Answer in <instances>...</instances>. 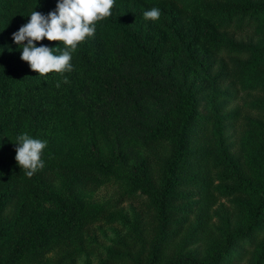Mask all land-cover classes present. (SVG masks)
<instances>
[{
  "label": "trees",
  "instance_id": "obj_1",
  "mask_svg": "<svg viewBox=\"0 0 264 264\" xmlns=\"http://www.w3.org/2000/svg\"><path fill=\"white\" fill-rule=\"evenodd\" d=\"M57 3L0 0V264H43L100 222L125 234L99 264H264V0H115L111 16L72 53L73 70L40 77L21 59L12 28L34 10L47 16ZM153 7L159 20H145ZM106 45L151 81L175 53L187 83L165 80L174 103L161 115L145 114L150 128L132 163L126 151L103 154L90 141L85 160L43 153L44 168L28 177L15 143L24 131L48 129L44 86L106 87L98 83ZM37 46L54 54L65 47L46 38ZM234 126L242 129L237 147L227 135ZM122 179L121 201L141 202L151 223L136 211L83 209L82 191Z\"/></svg>",
  "mask_w": 264,
  "mask_h": 264
},
{
  "label": "rangeland",
  "instance_id": "obj_2",
  "mask_svg": "<svg viewBox=\"0 0 264 264\" xmlns=\"http://www.w3.org/2000/svg\"><path fill=\"white\" fill-rule=\"evenodd\" d=\"M20 27L17 24L12 28V37ZM99 63L104 79L98 83L106 86L104 88L95 86L93 82L82 83L75 89L62 84L57 87L56 81L44 86L42 98L50 111L48 129L45 132H23L47 142L42 154L51 153L63 160H85L88 144L93 141L103 154L117 149L126 151L132 163L138 154L143 153L144 135L150 128L151 123L145 114L161 115L174 103L173 89L165 80L180 85L187 83L189 77L185 79L186 65L175 53H168L161 76H152L153 81L145 76L141 66L116 57L111 46L103 47ZM143 77L147 78L145 85L141 81ZM194 77L192 73L191 78ZM227 135L229 142L237 147L242 129L234 126ZM51 184L54 191L60 190V181L55 180ZM127 188L128 184L122 179L96 190H84L80 197L83 209L88 215L120 210L130 217L136 211L145 222L151 223L150 215L143 211L141 202L121 201ZM124 234L125 230L119 225L96 223L49 253L50 259L43 264H99L106 249ZM27 264L39 263L31 261Z\"/></svg>",
  "mask_w": 264,
  "mask_h": 264
},
{
  "label": "clouds",
  "instance_id": "obj_3",
  "mask_svg": "<svg viewBox=\"0 0 264 264\" xmlns=\"http://www.w3.org/2000/svg\"><path fill=\"white\" fill-rule=\"evenodd\" d=\"M114 4L115 0H58L56 10L47 16L32 11L29 22L20 27L12 37L13 42L22 48L21 59L40 77L51 72H71L72 53L87 37L94 36L96 23L111 16ZM143 15L146 20L157 21L161 10L153 7ZM45 38L50 42H62L64 49L59 54H54L53 49L56 48L37 46V42ZM63 83H68L66 77ZM56 86L59 87L60 83ZM15 144V160L25 170V175L31 177L44 168L41 156L46 148V141L24 133L17 137Z\"/></svg>",
  "mask_w": 264,
  "mask_h": 264
}]
</instances>
